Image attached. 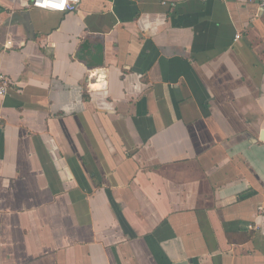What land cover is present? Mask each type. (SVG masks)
I'll return each instance as SVG.
<instances>
[{
  "label": "crops",
  "instance_id": "obj_1",
  "mask_svg": "<svg viewBox=\"0 0 264 264\" xmlns=\"http://www.w3.org/2000/svg\"><path fill=\"white\" fill-rule=\"evenodd\" d=\"M0 0V264H264L258 0Z\"/></svg>",
  "mask_w": 264,
  "mask_h": 264
},
{
  "label": "built area",
  "instance_id": "obj_2",
  "mask_svg": "<svg viewBox=\"0 0 264 264\" xmlns=\"http://www.w3.org/2000/svg\"><path fill=\"white\" fill-rule=\"evenodd\" d=\"M80 0H31L30 8L33 10L65 14L74 12L77 9ZM189 1V0H185ZM206 1V0H201ZM258 6L261 16L264 17V0H258ZM10 88V82L2 73L0 68V97H4ZM257 216L264 215V207L259 206L256 210Z\"/></svg>",
  "mask_w": 264,
  "mask_h": 264
}]
</instances>
